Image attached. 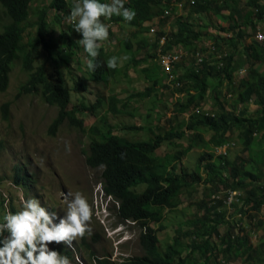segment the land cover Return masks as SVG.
<instances>
[{"label":"trees","instance_id":"trees-1","mask_svg":"<svg viewBox=\"0 0 264 264\" xmlns=\"http://www.w3.org/2000/svg\"><path fill=\"white\" fill-rule=\"evenodd\" d=\"M32 2L0 0L10 20L0 32V94L9 85L13 63L21 60L22 69L27 74V80L21 86L22 92L38 93L44 102L58 108L57 116L49 127V134L53 135L64 120L82 131L84 119L75 116L74 110H67L71 91H86L90 84L104 82L107 75L114 74L118 68L102 66L100 61H106L112 56L102 46L96 58L99 63L95 71L84 69L82 75L72 79L69 74L70 61L80 64L87 58L83 48L77 44L79 33L70 25L64 29L63 23L72 3L67 0H49L47 4L33 9ZM186 4L190 6L188 15L176 16L169 31L156 29L157 26L153 31L150 30L155 18H158V23H164L177 12L178 5ZM125 7L135 9L133 21L123 22L117 16L106 20L109 24L122 22L132 26L126 39L121 42L123 49L130 50L135 46L136 50L152 48L156 51L159 48L158 54L147 53L143 58L146 64L142 71L148 78L156 74L151 72L148 64L151 61L159 74H164L167 84L170 83L184 96L174 104V119L189 111L191 113L186 128L182 122L178 128L171 127L162 133L160 123L167 120L163 108L150 107L145 117L153 122L151 125L144 126L145 122L139 121L140 126H126L132 130L143 129L152 133L153 136L146 140L132 141L116 133L105 134L97 124H91L88 132L95 139L82 150L85 163L92 169H101L100 181L104 193L117 203L119 220L133 221L140 228L137 241L143 250L141 256L125 258L120 262L102 258L97 259V263L220 264L240 256L244 261L242 264H264V234L256 243H251L249 239L264 227V219L257 216L264 207V168L256 166L254 159V155L258 159L264 156V146H261L264 144V42L255 37L257 25L264 22V0H126ZM224 12H228L224 18L228 27L220 29L236 32L226 36H210L213 42L206 46L208 54H205L206 47H197L198 41L207 35L210 26H214L210 17L222 19L220 15ZM33 15L35 18L32 21ZM53 25L58 27L57 34ZM142 29L153 34V38L141 36L139 39ZM251 36L253 39L246 43L245 40ZM162 38L163 42L160 43ZM212 45L214 53H209ZM223 45L229 47V51ZM173 48L181 51L179 59L169 69H164L159 55ZM197 53L203 55L200 61ZM40 55L51 63L48 68L44 65L34 66V61ZM185 58L192 59V62L179 73L177 68L181 67ZM256 64L262 68L259 70ZM235 75L237 80L234 79ZM152 80L153 84H148L144 90H136L124 98L117 97L116 93L109 95V111L112 114L135 116V110L139 107L132 103H140L151 96L156 85L163 81L159 78ZM69 82H72L71 88L67 84ZM231 92L235 98L229 107L227 103L230 98L227 94ZM206 99L212 100V106L202 110V103ZM250 102L257 106L253 112L248 111ZM78 105L84 112L94 113L100 106V100L90 105ZM7 106L6 103L2 104L4 110ZM171 121L168 119V122ZM186 130L192 133L189 139H184ZM232 133H236L242 144L241 151L233 158H228L226 149L224 153L214 156V149L227 145ZM196 146L210 149L211 152H203L194 170L186 172L181 161ZM256 147L262 148L261 153L256 151ZM12 181L23 185L28 183L20 167L16 168ZM201 183L203 198L197 202L199 210L194 211L191 218H186L184 226L178 227L172 240L161 248L157 231L163 229L164 225L159 224V228L154 226L162 221V210L177 208L184 202L183 196L194 198ZM220 190L223 191L222 199L215 194ZM231 197L233 199L229 205H232L237 217V226L246 216L249 219L257 218L256 222L254 218L251 220L249 229L242 226V234L236 230L235 225L229 228L225 220L229 206L226 201ZM9 209L12 212L18 210L12 202L9 203ZM220 223L227 225L221 241L224 247L216 249L210 244V238L212 233H217ZM85 237L86 234L82 237V244ZM183 239L187 241L185 244L181 242ZM220 252L222 261H216ZM61 253L70 260L74 259L70 250L62 249Z\"/></svg>","mask_w":264,"mask_h":264},{"label":"rangeland","instance_id":"rangeland-1","mask_svg":"<svg viewBox=\"0 0 264 264\" xmlns=\"http://www.w3.org/2000/svg\"><path fill=\"white\" fill-rule=\"evenodd\" d=\"M72 3V0H67ZM49 0H33L31 6L33 9H37L43 4H47ZM243 2L241 3V6ZM179 8L176 13L167 18L164 23H158L155 18L153 21L156 29H164L166 32L173 27V22L176 16H187L190 9L189 5H178ZM228 12L222 13V19H218L215 16H211V22L214 26H210L207 30L206 36H203L199 41L197 47L204 45L205 47L213 42L210 36H226L229 34H235L236 31H223L220 27L227 28V20L224 19ZM195 16V15H194ZM197 16V14H196ZM195 16V17H196ZM34 15L32 21L34 20ZM52 19L51 13L49 14V20ZM104 23L109 25V38L106 41L101 42L102 46H105L112 55L118 57L126 56L127 59L123 60V66L118 68L117 72L114 74H108L107 79L99 84H90L88 89L83 92L71 91V101L67 107V110H74L75 116L84 119L83 130L75 127L64 120L57 128L53 135H50L48 130L57 116V107L51 106L43 101L42 97L38 93L29 94L22 92L21 86L27 80V74L22 69V61L16 60L13 63L12 70L10 72L9 85L7 89L0 94V198L8 199V203L18 207L21 203L22 194L26 189L22 187L20 190L18 187L12 184L13 174L17 167H20L22 173L27 176L28 183L30 184L31 194L37 199L51 200L50 209L52 211H57V215H63V210L66 208V201H64V196L68 192H73L80 190L87 198L92 211L95 209L96 203L98 202V193L96 192V187L100 181L101 169H92L85 163V157L82 154V150L86 149L88 144L94 140L93 136H90L88 132L91 124H97L99 129L108 134L109 132L116 133L119 136L127 140H146L153 136L149 131L143 129L132 130L129 126H140L139 121H143L144 126L151 125L152 121L145 117L146 112H149L150 107L155 106L157 109L163 108V113L166 115L167 120H163L160 123V127L163 128V132L170 130L171 127L178 128L181 123L184 128L188 123L189 114L185 113L183 115H178L174 119V104L178 98H184L177 89L170 86L171 84L165 81L163 78L164 74H159L158 69L155 64L149 65L151 67L152 77H146L142 68L145 66L143 58L147 56V53L158 54L159 48L154 51L152 48H142L136 50L133 46L130 50H125L122 47V41L126 39L129 33V29L132 26H126L125 23L118 22L115 24H109L105 19H102ZM9 18L5 13V10L0 4V32L3 30L4 25L9 23ZM148 24V22H147ZM64 29H67L70 21L64 20ZM260 25L264 26V22ZM55 28V34L58 32V27L53 25ZM145 28V26H143ZM141 36L145 38L152 39L153 34H148L145 30H141ZM253 36L246 39L245 42L248 43L249 40L253 39ZM207 38V39H206ZM181 46V45H180ZM81 47V46H80ZM178 47V46H177ZM202 48V47H201ZM223 48L229 51V47L223 45ZM210 53V52H209ZM207 53V47L206 52ZM83 55V53L81 54ZM213 58L214 56H209ZM88 57L83 60L80 64L75 61H70L69 69L70 76L72 79L82 75L83 70L87 69L86 62ZM157 60V59H156ZM138 61L141 63H134ZM105 62L101 60L100 63L103 67ZM192 59H184L181 67L177 68V71L183 72L185 66H189ZM44 65L47 68L51 63L43 56L40 55L35 61L34 66ZM259 70L262 68L261 65H255ZM236 76V75H235ZM239 76V74H237ZM234 78L235 80H237ZM163 80L159 85H156L155 91L151 96L147 97L140 103H132L139 108L135 110V116H130L128 114L116 113L112 114L109 109L108 96L116 93L117 97L124 98L129 93L136 90H144V88L149 84H153L152 79ZM70 79V78H69ZM71 88L72 82L67 83ZM225 92V89L223 90ZM233 93H228L227 97L230 98L227 105L231 107L233 98L231 96ZM99 98L101 103L100 107L95 110L93 114L83 113L78 103L92 104ZM8 104L6 110L2 108V104ZM230 104V105H229ZM120 103L117 104L119 106ZM212 106V100L206 99L202 103V110L210 109ZM237 109L239 104L236 105ZM256 105L249 103L248 111L253 112L256 109ZM130 109V108H129ZM157 112V111H156ZM144 118V120L141 119ZM188 118V119H187ZM168 119H172L168 122ZM192 133L188 130L185 131L184 139H189ZM187 137V138H186ZM183 146V145H182ZM262 147L264 144L261 145ZM260 146V147H261ZM260 147H256V151L261 153ZM242 144L236 136V133H232L228 138V143L226 151L228 152V158H233L236 154L241 151ZM171 149V148H168ZM210 149L197 147L190 150L185 158L181 161V165L186 172H191L194 170L197 159L202 155L203 152H211ZM213 151V150H212ZM224 152V151H223ZM222 152V153H223ZM218 150L214 149V156H217ZM214 159V157L212 158ZM255 165L264 168V156L262 159H258L257 155H254ZM203 176L204 173H202ZM203 183L198 187V193L193 197L183 196L181 203L177 208L167 211L162 210L163 219L160 223H157L154 227L159 228V224H163L164 227L157 231L159 238L160 247L166 246L167 241L172 240V236L175 234V230L178 227L184 226V221L186 218H191L194 211H198L197 202L203 198ZM223 191L216 192L220 199L224 196L221 194ZM28 195H25L26 197ZM22 197V198H21ZM62 199V202H60ZM210 199V198H208ZM233 197L229 198L226 202L229 205ZM6 201H2L4 208V213L10 211L9 205ZM61 203V205L58 204ZM109 210L111 215L106 219L96 218L92 215L90 221L91 235L86 234L84 244L81 243V238L77 237L71 247H64L62 244H55L54 242L49 245L50 248H56L57 251L62 249L70 250L73 254L72 264H98L97 259L106 258L110 261L120 262L121 259L129 257H137L143 254V250L138 245L137 235L140 228L135 224L134 226H128L127 229L132 231V238L124 241L123 243H115L116 233H112V228L117 225L120 221L117 216V205L112 201L109 203ZM3 208L0 204V216H2ZM223 209V207H222ZM202 212V210H200ZM259 219H264V207L257 214ZM251 217V216H249ZM244 218V217H243ZM256 222L257 218H248L246 216L238 222L237 217L234 215L232 210V205H229L225 212V220L228 221L229 228L231 225H235L236 230L242 234L244 228H250L249 223L251 220ZM101 219V220H99ZM227 225L220 223L217 226V233H212L210 238V244H212L216 249H222L224 245L221 243L224 232ZM264 228V227H263ZM263 228L258 229L256 233L250 236L251 243H256L259 238L264 234ZM232 232V230H230ZM123 235V234H122ZM120 237V236H119ZM185 244L186 240H181ZM120 252L123 254L120 255ZM91 254V255H90ZM222 253H218L216 261L220 260ZM95 259V260H93ZM113 261V262H114ZM244 262V261H243ZM242 258L240 256L236 257L230 262H221L220 264H242ZM195 264V262H194Z\"/></svg>","mask_w":264,"mask_h":264},{"label":"clouds","instance_id":"clouds-1","mask_svg":"<svg viewBox=\"0 0 264 264\" xmlns=\"http://www.w3.org/2000/svg\"><path fill=\"white\" fill-rule=\"evenodd\" d=\"M125 3L126 0H72L68 10V19L72 29L79 33L80 38L77 39V44L83 48L89 58L86 62L89 71H95L98 67L99 62L96 58L99 55V49L102 47L101 42L109 38V25L104 23L101 18L110 20L117 16L123 22L129 23L135 18V9L125 7ZM154 23L151 28L154 27L155 29ZM257 27L264 28L260 24ZM162 42L163 38L160 40V43ZM171 50L178 49L173 48ZM214 50L212 45L209 52L214 53ZM202 56L197 53V58H202ZM126 59V56L112 55L107 58L105 66L108 69H117L123 66V60ZM78 106L81 110L80 105ZM219 147L221 146H218L217 150ZM12 184L20 190L24 187L26 192L22 190L24 194H22L23 198L21 197L20 205L16 207L17 211H8L0 216V264H72L68 256L55 248H50L49 245L54 242L55 244H62L64 247H71L77 237L82 240L85 234L91 235L90 221L92 215L104 221L111 215L110 201L117 205L110 195L104 193L101 181H99L95 188L98 193V202L93 211L86 196L80 190H76L65 194L63 199L66 201V208L63 210V215L58 216L57 211L50 209L51 200L42 201L40 198L37 199L29 195L31 194L29 183L27 185ZM25 195L28 196L24 197ZM2 201L8 203V199L0 198L2 207ZM134 225L133 221H118L111 230L113 234L116 233L118 236L115 243H123L131 239L133 234L127 227ZM122 254L120 252V255Z\"/></svg>","mask_w":264,"mask_h":264},{"label":"built area","instance_id":"built-area-1","mask_svg":"<svg viewBox=\"0 0 264 264\" xmlns=\"http://www.w3.org/2000/svg\"><path fill=\"white\" fill-rule=\"evenodd\" d=\"M66 19H67V21H69L68 16H66ZM157 20H158V18L156 19V21ZM156 21H153V22H156ZM150 30L153 31L154 27H152ZM255 37L258 41L264 42V28L257 27ZM180 54H181V51L179 49L178 50H168L165 53H161L160 57H159L161 66L164 69H169V67L172 65V63L179 59ZM200 60H201V58L198 57V61H200ZM225 147H226V145L219 147L218 152L222 153L225 150Z\"/></svg>","mask_w":264,"mask_h":264}]
</instances>
